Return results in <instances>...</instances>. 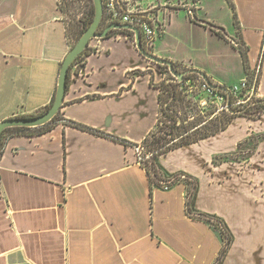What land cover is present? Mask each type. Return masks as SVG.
<instances>
[{"label":"crops","instance_id":"0c3cea01","mask_svg":"<svg viewBox=\"0 0 264 264\" xmlns=\"http://www.w3.org/2000/svg\"><path fill=\"white\" fill-rule=\"evenodd\" d=\"M231 1L237 28L226 0H199V23L184 10L165 9L151 53L227 89L246 79L233 46L238 34L249 72L260 64L256 97L264 99V0ZM219 13L229 16L231 30L212 17ZM179 19L192 37L182 39ZM205 23L221 27L225 38ZM171 34L178 38L173 44ZM72 43L57 0H0V122L49 105ZM88 48L52 129L13 136L5 145L0 264H214L222 238L186 213L185 186L151 187L131 146L113 139L140 145L154 131L161 78L123 34L94 39ZM262 134L264 114L237 116L220 133L158 156L168 173L197 180L195 209L220 218L230 231L222 264H264V141L245 160L212 164Z\"/></svg>","mask_w":264,"mask_h":264},{"label":"trees","instance_id":"16d2710c","mask_svg":"<svg viewBox=\"0 0 264 264\" xmlns=\"http://www.w3.org/2000/svg\"><path fill=\"white\" fill-rule=\"evenodd\" d=\"M198 1L199 0H190V2L192 4V8L187 9V11H190L192 13V16H190V19L194 23L201 22V21L197 20L196 15H195V11H196L195 6L198 3ZM226 2L232 11V18L234 20V25L237 28L238 22H237L236 14L234 12V6L232 4V1L226 0ZM166 8H169L170 10H173V11L186 10L183 7V4L181 2H178V0H177L176 5L166 6ZM58 10H59V8H58ZM93 17H94V9L93 10L91 9L89 11L87 18L83 22H81V24L78 26V29L73 33V35L69 34L68 28L65 24L66 36L68 39L73 40L71 47L78 40V38L82 35V33L87 29V27L90 25V23L93 20ZM205 24L208 25V27L211 29V31L213 33H215L217 36H219L221 38H225V32L221 27H218V26L211 24V23H205ZM100 27H101V25H100ZM116 33L117 34L118 33L123 34L125 36L131 35V32H129V31H111L108 34L107 38L111 37L113 34H116ZM234 48L239 52V55L242 59L246 78L251 80L252 78L250 77V72H249L248 64H247L246 48L245 47H244V49L239 48V47H234ZM89 54H90V49L87 47L85 50H83V52L71 64L69 71H68V74H67L66 90L69 87L72 74L73 73L77 74V72L80 70V68L83 67V65L85 63V59ZM173 66L176 70L178 69L177 64L173 63ZM158 67L160 69H163V68L167 69L166 66H158ZM197 77H198L197 73L191 72V73H187L184 76V80H187L190 78L194 79ZM151 84H153V83L151 82ZM212 85L214 87H217L216 89L213 88L216 92H220V93L226 92L227 97H228L229 93L225 87L216 86L214 84H212ZM256 86H257V84H256ZM156 87L159 89L158 101L160 103V108H161L162 92L163 91H165L167 93V95H168L167 98L170 97L171 101L176 100L178 98V95L180 96V94H179L180 92L177 90V84H174L170 81H163V82L159 83ZM229 97L232 100V96H229ZM53 100H54V96H53V98L50 101L48 106H46L42 110H39L35 114L22 115V116H16V117L29 118V117L38 116V115L44 113L51 106V104L53 103ZM263 114H264V99H258L257 98V99L252 100V102L250 104L239 107L236 111H234L233 114L226 115V117L224 116L223 120L218 121V123L216 121L211 122L212 123L211 126L210 127L208 126L205 128L206 131H204V132L200 133L199 135L194 136L192 138H188V139L183 140V138H184L183 134L179 135L177 138H174L173 136H170V135L168 136V138L161 137V136L154 137L153 136L154 131H152L142 142V145L144 146L145 150L147 152L151 153V157L146 162V165L142 166L146 170L150 186L151 187H160L161 183H165L167 181H171L170 186H173L175 184H183L186 188V201H185L186 213L191 218L198 219V220H201V221L209 224L210 226H212L214 229H216L220 233V236L222 238V247L220 249V252H219L218 257L216 258V261L214 264H222V262H223L225 254L227 253V251H228V249L232 243V235H231L230 231L228 230L227 226L225 225V223L220 218L213 216V215L198 212L195 209V199H196L197 190H198L197 180L186 175V174H184V173H175V174L168 173L158 163V156L165 154L171 150H174L178 147L189 145L191 143L197 142L199 140H202V139H205V138H208L210 136H213L215 134L220 133L221 131L226 129V127L228 126V124L231 122V120L234 117L242 116V117H246L248 119L258 120V119H260V117ZM58 120H59V115L57 114L51 122H49L45 126H42L39 128H35V129L12 128V129L4 130L2 132V134L0 135V158L3 154L4 148H5V145L8 141V139H10L11 137H13V136H30V137H32V136H38V135L44 134V133L50 131ZM159 120H160V118H159ZM68 123L71 126L77 128V129H80L82 131L91 132L93 134L100 135V136H102V135L106 136L103 133L98 132V131L93 130V129H90L86 126H83V125H80V124H77V123H74L71 121H68ZM158 123H159V121H158ZM203 126H206V124H204ZM157 127H158V124H157L156 128ZM177 127H179V126H177ZM198 129L199 128H197L195 130H198ZM189 130L190 129H185V131H184L185 133H187V136L189 135V133H188ZM152 136L154 138H151ZM106 137H108V136H106ZM113 139L116 141H119L120 143H123L125 146H133L131 144H128L124 140H119L117 138H113ZM261 141H264V134H262V135H251L246 139L245 142L238 144L237 151L235 153L217 156V157L213 158L212 164L216 165L218 163H222V162H226V161L245 160L253 152H255L257 145ZM242 154H245V155H242ZM181 177H183V179H181Z\"/></svg>","mask_w":264,"mask_h":264},{"label":"rangeland","instance_id":"374dc122","mask_svg":"<svg viewBox=\"0 0 264 264\" xmlns=\"http://www.w3.org/2000/svg\"><path fill=\"white\" fill-rule=\"evenodd\" d=\"M103 1V0H102ZM119 2H126L127 7L126 9H129L133 12L134 15L138 16L140 19H147L152 18L154 19L161 27L162 32V20H161V12L164 11L167 14L169 8H166V6H173L176 5L177 0H119ZM178 2H181L183 4V7L186 9V13L189 16H192V13H188L187 9L192 8V4L190 0H178ZM104 3V2H103ZM58 8L61 12V18L65 22L69 34L73 35V33L78 29V26L83 22L88 14L89 11L93 10V2L92 0H57ZM173 11V10H172ZM180 16H183V13H181ZM184 17V16H183ZM215 19H218L220 22L223 23L221 27L225 28L229 27V30H231V20L229 16L224 15V13L219 14H213ZM216 24V22H213ZM105 21V17H102L101 20V27L99 28V31L103 30L105 26H107ZM179 29L181 30L182 39H186L188 37H192L193 33L187 30V27H183L182 20L179 19ZM227 25V26H226ZM177 28L175 27L172 32H174ZM180 32V31H179ZM176 34V31H175ZM129 40L133 42V33L131 32L130 36H127ZM175 37L178 39L174 34H171L168 38V43L173 44L175 42ZM197 37V36H196ZM199 38V37H198ZM197 38V39H198ZM173 39V40H172ZM234 47H239L244 49V46L240 43V40L238 38V34L233 39ZM142 43V39H141ZM233 44V43H232ZM143 46V45H142ZM146 51L151 53V47L146 48ZM183 54V53H182ZM179 53V55H182ZM178 55V54H177ZM147 62V68H151L150 72H153L155 76H157L160 83L163 81H170L172 82L173 77L170 75L168 70L166 68L160 69L157 65ZM177 71L179 73L186 72L187 70L182 69L178 66ZM152 73V75H153ZM255 74H258V72L253 71L250 73V77L254 78ZM187 80H193L192 78ZM173 83V82H172ZM180 96L178 95V98L176 100H170L171 98H167V93L165 91L162 92V101H161V108H160V120L158 123V127L154 130V137L161 136L168 138V136H173L174 138H177L179 135L183 134V140L192 138L194 136L199 135L200 133L206 131V127L211 126V122L223 120V117L227 114L222 113L219 115H213L211 116V111H203L200 112L198 108L191 102L188 97L186 96L185 92L179 91ZM206 124V126H203ZM179 126V127H177ZM199 128L198 130H195ZM185 129L189 130V135L187 136V133H185ZM151 138H154V137ZM176 141V140H175ZM174 141V142H175ZM245 155V154H242ZM244 157V156H243Z\"/></svg>","mask_w":264,"mask_h":264},{"label":"built area","instance_id":"2783aa9c","mask_svg":"<svg viewBox=\"0 0 264 264\" xmlns=\"http://www.w3.org/2000/svg\"><path fill=\"white\" fill-rule=\"evenodd\" d=\"M103 16L105 17L106 24L119 23L127 24L137 28L142 34V45L145 49L152 47L154 41L161 34L160 25L152 18L140 19L134 15L129 9H126V2H119V0H103ZM189 14L190 11H187ZM134 43V38H133ZM146 50V49H145ZM260 64L256 68L254 78L251 80L244 79L240 83L227 88L229 96L226 92H216L210 88L201 77L194 78L193 80H183L178 82L173 78L172 82L177 84V90L185 92L188 99L200 110L211 111V116L225 113L227 115L233 114L239 107L248 105L256 97V84L258 83ZM203 125V124H202ZM135 153V161L141 166H145L146 162L150 159L151 153L147 152L142 144L131 146ZM183 179V177H181ZM171 181L161 183L163 190H168Z\"/></svg>","mask_w":264,"mask_h":264},{"label":"water","instance_id":"95a60500","mask_svg":"<svg viewBox=\"0 0 264 264\" xmlns=\"http://www.w3.org/2000/svg\"><path fill=\"white\" fill-rule=\"evenodd\" d=\"M93 2V9H94V17L90 25L87 29L82 33V35L78 38V40L74 43V45L70 48L68 53L66 54L64 60L62 61L58 78H57V85L56 91L54 95V100L51 106L42 114L29 117V118H9L5 119L0 122V135L6 129L12 128H26V129H35L42 126H45L49 122H51L54 117L60 112L62 108V104L64 101V97L66 94V81H67V74L71 64L75 61V59L85 50L90 42L94 39H106L108 34L111 31H129L133 33L134 38V45L136 51L139 55L157 65V66H166L170 75L176 79L178 82H182L184 80V76L187 73L195 72L198 74L199 77L210 87L216 89L209 79L201 72L189 70L183 73H179L173 66V63L164 59L157 58L153 54L147 52L141 43V33L140 31L130 25L127 24H119V23H111L107 25L102 31H99L101 20L103 17V2L102 0H92ZM229 98V95H228Z\"/></svg>","mask_w":264,"mask_h":264},{"label":"flooded vegetation","instance_id":"af4514ba","mask_svg":"<svg viewBox=\"0 0 264 264\" xmlns=\"http://www.w3.org/2000/svg\"><path fill=\"white\" fill-rule=\"evenodd\" d=\"M141 39H142V34H141Z\"/></svg>","mask_w":264,"mask_h":264},{"label":"bare ground","instance_id":"6f19581e","mask_svg":"<svg viewBox=\"0 0 264 264\" xmlns=\"http://www.w3.org/2000/svg\"><path fill=\"white\" fill-rule=\"evenodd\" d=\"M147 61V60H146ZM149 62V61H148Z\"/></svg>","mask_w":264,"mask_h":264}]
</instances>
